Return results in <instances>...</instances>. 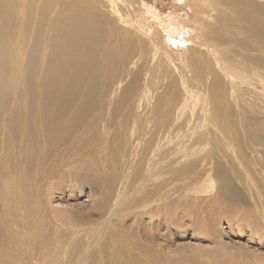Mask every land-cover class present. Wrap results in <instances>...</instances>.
Here are the masks:
<instances>
[{
  "label": "bare ground",
  "instance_id": "bare-ground-1",
  "mask_svg": "<svg viewBox=\"0 0 264 264\" xmlns=\"http://www.w3.org/2000/svg\"><path fill=\"white\" fill-rule=\"evenodd\" d=\"M37 1L0 0V148L3 152L15 153L13 142L19 135L27 140L20 153L34 150L35 141L31 138L34 114L41 118L48 148L56 147L95 106L103 86L101 72L105 60L112 62L111 70L115 71L118 64V67L127 66L128 70L144 58V74L136 70L124 88L131 91L137 80H144L146 89L139 93L137 102L144 106V111L132 120L128 134L123 129L129 116L123 114V129L111 135L119 141L120 159L113 149L114 156L105 160L111 163L114 159L118 163L116 172L105 169L103 174L106 187L111 188L113 206H122L126 200L124 194L132 188L129 186L146 173L145 176L159 179L150 211L143 213L155 218L149 239H153L162 224L175 229L184 227L186 222L192 226L185 219L189 218L188 209L179 199L185 195L194 199L189 202V209L202 210L203 221L210 220L207 209L211 203L222 211V217L247 220L246 228L252 233L262 232L263 236L264 193L259 188L264 191V166L258 167V162L264 161V2L229 0L231 11L225 12L215 8L221 7L220 0H215L214 5L211 0L201 19L205 11H200L202 2L196 0V5H190L193 23L188 18L190 25L181 26L184 24L181 17V23L176 20L172 26L174 29L181 26V35L187 33L184 29L189 30L192 33L189 39L193 41L192 45L184 46L187 51L182 55L184 59L174 60L167 55L168 51L165 57L158 52L153 45V31L143 27L129 0H41L40 4ZM213 9L217 10L215 25L206 21L207 12ZM199 20L205 22L200 26ZM179 35L175 32L174 38ZM115 37L120 44L118 50L112 47ZM42 40L47 53L39 62L34 46ZM27 41L31 44L28 49L24 46ZM19 66L22 88L28 94L26 114L18 105L22 99L13 76ZM35 77H39L38 89L32 85ZM121 83L118 81L113 93ZM11 99L14 105L2 119ZM8 174L9 167L0 165V178L6 179ZM144 180L143 177L134 186ZM179 180L180 183H175ZM236 180L248 184L261 199L248 202ZM3 181L1 218L14 212L17 190L18 195L27 193L26 184L14 188L9 181ZM21 181L19 177L17 183ZM21 205L23 209L33 210L29 203L21 201ZM256 210L260 211L259 215L253 214ZM206 225L202 222L199 232H209ZM106 226L95 232L107 234ZM211 236L219 240L220 235L212 232ZM99 242L100 238L88 245V251ZM219 242L214 243V254L225 250ZM135 248L136 264H142L143 257L150 264H164L163 261L190 264L182 254H176L175 262L162 259L158 244L147 247L136 240ZM230 253L226 261L241 264ZM68 260L69 253L64 252L62 264ZM83 261L84 257L77 264ZM1 263L11 264L4 260Z\"/></svg>",
  "mask_w": 264,
  "mask_h": 264
},
{
  "label": "rangeland",
  "instance_id": "rangeland-1",
  "mask_svg": "<svg viewBox=\"0 0 264 264\" xmlns=\"http://www.w3.org/2000/svg\"><path fill=\"white\" fill-rule=\"evenodd\" d=\"M39 1H37L38 4L41 3ZM129 1L133 3L136 17L143 27L153 31L152 39L155 43L153 45L158 48V52L174 60L184 59L182 55L187 52L184 51V46L192 45L193 41L189 39L192 35L189 30L184 29L187 33L181 35V26L193 23L190 5H196L197 1L195 0V4L192 2L194 0ZM204 1L201 0L200 11H205L201 19L205 17L207 8L210 7L207 3L211 0ZM214 1H212L213 5ZM220 1L221 7L215 8L230 12L229 7L231 6L227 3L229 0ZM260 1L264 2V0ZM185 13L190 14L182 16ZM216 13V9L207 12L209 16L206 21L215 25ZM181 17L184 19V24L174 29L172 26L176 20L182 21ZM188 18L192 21L189 22ZM204 22L205 20H199V25L201 26ZM199 25L195 23V26ZM175 32L180 33L181 36L175 39ZM181 37L184 39H180ZM117 38L115 37L112 43L115 50L120 48ZM30 45L28 41L24 43L26 49ZM34 51L40 62L47 53L45 42L43 40L38 42L34 46ZM143 61L144 58H141L135 66L128 70L127 66L118 67V64L115 71H112V62L107 63L105 60V66L102 67L101 72L103 86L99 92L100 95L96 98L95 106L56 147L48 148L49 140L43 134L41 118L34 114L31 134V138L35 141L34 150L25 154L20 153V149L22 150L27 142L26 138L20 135L14 139L15 153L13 155L7 150L3 152L0 148V165L9 167L6 179L5 177L0 178V189L5 184L3 180L9 181L7 183L14 188L23 184L27 187V193L24 195H18V190L15 192L12 215L9 212L5 217L0 216V264H5L1 263L2 260L6 263L10 261L11 264H62L64 252L69 253V260L66 264H77V261L83 257L82 264H136V240L147 247L158 244L161 247L158 251L161 253L159 256L174 262L176 254H182L187 257L186 261L190 264H232L226 261L229 251L231 256L234 255L241 264H264V233L261 236L262 232L252 233L248 230L247 220L238 217L227 220L226 217H222V211L217 210V207L211 203L207 209L210 220L203 221L202 210L197 212L194 208H188L189 202L194 199L186 195L185 197L180 196L179 199L183 202L185 210L188 209L189 218L185 219L190 220L192 226L186 222L184 227L175 229L173 226L167 227L166 224H162L153 239H149L155 218H150L151 215L143 213L150 211L151 200L155 198L159 179L149 175L145 176L146 173L138 179L139 181L145 178L141 185L134 186L137 181L129 186L132 188L124 194L126 200L123 201L122 206L119 208L113 206L110 198L111 188L106 187L103 174L106 172L105 169L109 172L111 170L116 172L118 163L114 159L111 160L113 164L105 160L109 156H114L113 149L117 150L118 159H120L119 141L113 139L111 135L123 129V114L129 116L128 124L123 129L128 134L132 127V120L144 111V106L137 103L139 93L142 94V89H146L143 87L144 80H137L131 91L124 90L136 70H139L141 75L144 74ZM13 76L16 78L19 98L22 99L18 100V105L22 113L26 114L28 94L22 88L20 66L15 68ZM118 81L122 82L120 88L113 93ZM32 85L38 89L39 77H35ZM136 96L137 100H135ZM13 105L14 100L11 99L6 105L2 119L8 115ZM130 110H133L131 114H129ZM107 152H111V155H107ZM258 164V167L263 168L264 161H259ZM19 177L22 181L17 183ZM191 179L192 176L186 180V187L190 185ZM180 181L175 183H180ZM236 184L243 189L248 202L253 203L254 198L261 199L259 193H253L248 184L245 186V183L240 180H236ZM205 186L207 185L203 187ZM259 190L262 194L264 193L261 186ZM216 195L215 198L218 200V195ZM21 201L29 203L33 210L23 209ZM255 213L259 215L260 211L253 214ZM141 218L143 219L139 225L138 221ZM191 218H197L201 222ZM202 222L207 223L206 227L209 232H199V225ZM102 225H107L106 231L108 232L98 235L95 229ZM212 232L213 234L219 233V240L211 238ZM99 238V244L92 246L88 251L87 246L91 243L95 244ZM216 241L224 244L227 251L219 250L214 254ZM165 253L168 255L165 256ZM211 253L214 255L212 256ZM115 257L118 259L115 260ZM163 263L166 264L165 261ZM142 264H150V261L143 257Z\"/></svg>",
  "mask_w": 264,
  "mask_h": 264
}]
</instances>
